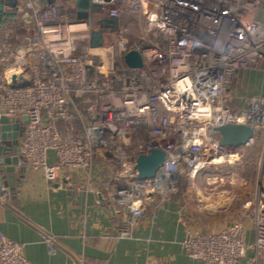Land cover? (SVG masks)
Instances as JSON below:
<instances>
[{
    "label": "built area",
    "instance_id": "1",
    "mask_svg": "<svg viewBox=\"0 0 264 264\" xmlns=\"http://www.w3.org/2000/svg\"><path fill=\"white\" fill-rule=\"evenodd\" d=\"M93 2L101 12L78 21L73 0H19L17 18L0 27V115L27 119L23 166L49 183L62 172L91 177L97 169L99 193L120 207L130 227L154 202L177 196L185 173L202 203L196 174L238 161L237 152L264 132V98L232 89L238 76L264 66L263 0ZM113 18L118 28H105L103 45L91 48L92 33ZM134 49L141 69L124 62ZM227 124H245L255 137L241 147L215 139L213 130ZM153 151L168 159L152 179L140 180L136 160ZM236 214L217 230L187 232L183 248L193 263L264 264V180ZM0 264H28L23 245L2 234Z\"/></svg>",
    "mask_w": 264,
    "mask_h": 264
},
{
    "label": "crops",
    "instance_id": "2",
    "mask_svg": "<svg viewBox=\"0 0 264 264\" xmlns=\"http://www.w3.org/2000/svg\"><path fill=\"white\" fill-rule=\"evenodd\" d=\"M258 17L264 21V1ZM242 75L264 83L262 71ZM49 157L53 160L54 154ZM23 167L14 186L6 181L0 189V234L23 245L28 264H195L183 242L189 230L202 225L188 202H154L130 227L120 207L99 193L97 169L91 177L89 171L62 172L59 181L49 183L41 171ZM246 225L251 241L252 227Z\"/></svg>",
    "mask_w": 264,
    "mask_h": 264
},
{
    "label": "rangeland",
    "instance_id": "3",
    "mask_svg": "<svg viewBox=\"0 0 264 264\" xmlns=\"http://www.w3.org/2000/svg\"><path fill=\"white\" fill-rule=\"evenodd\" d=\"M255 71L263 72L264 66ZM258 78L249 75L246 78L244 75L238 76L232 89L239 95L263 97L264 83L262 85L258 82ZM237 154L238 161L212 164L196 174L194 181L201 184L202 203L192 194L191 185L186 186V191L181 187L180 193L174 197L194 206V218L203 228H221L236 221L235 215L239 205L248 200L259 181L264 180V132L253 146L244 148L243 154L242 150ZM184 181H192L190 173H185L181 182ZM0 182L3 184V181ZM237 196L243 198L239 204L234 199Z\"/></svg>",
    "mask_w": 264,
    "mask_h": 264
},
{
    "label": "water",
    "instance_id": "4",
    "mask_svg": "<svg viewBox=\"0 0 264 264\" xmlns=\"http://www.w3.org/2000/svg\"><path fill=\"white\" fill-rule=\"evenodd\" d=\"M56 1L44 0V3L46 5H52ZM73 1L75 3L76 19L78 21H86L93 14L101 12V6L95 4L93 0ZM18 11L19 0H0V27L4 24L5 20L17 18ZM106 23H101L99 31L92 33L90 40L91 48L97 49L103 45V31L105 28H118L117 18H113ZM124 62L130 69L143 68V59L140 51L137 49L127 52L124 56ZM26 120V118L18 119L0 115V170H4L0 172L5 173H3V176L0 175V180L9 182L10 186H14L17 170L19 169L21 173L24 170L20 144L23 133L21 123ZM212 136L227 145L241 147L255 137V132L245 124H227L215 128ZM167 159V155L161 151H153L149 155H140L136 160L139 179H152ZM1 187L2 183L0 182V189Z\"/></svg>",
    "mask_w": 264,
    "mask_h": 264
},
{
    "label": "trees",
    "instance_id": "5",
    "mask_svg": "<svg viewBox=\"0 0 264 264\" xmlns=\"http://www.w3.org/2000/svg\"><path fill=\"white\" fill-rule=\"evenodd\" d=\"M16 25H17V27H18V30H19V32H20V34H22V32H23V27H24V25L21 23V22H18V23H16ZM11 25L8 27V29H11ZM10 32H8V34L6 35V37L8 36V37H13V35L12 34H10ZM187 181H184V182H182V189L183 190H185L186 191V186H187ZM188 188V187H187Z\"/></svg>",
    "mask_w": 264,
    "mask_h": 264
},
{
    "label": "bare ground",
    "instance_id": "6",
    "mask_svg": "<svg viewBox=\"0 0 264 264\" xmlns=\"http://www.w3.org/2000/svg\"><path fill=\"white\" fill-rule=\"evenodd\" d=\"M103 65H104V64H103ZM100 73H101V76H102V77L105 76V67H104V66H103V68L101 69V72H100ZM252 139H253V138H252ZM252 139H251V140H252Z\"/></svg>",
    "mask_w": 264,
    "mask_h": 264
},
{
    "label": "flooded vegetation",
    "instance_id": "7",
    "mask_svg": "<svg viewBox=\"0 0 264 264\" xmlns=\"http://www.w3.org/2000/svg\"><path fill=\"white\" fill-rule=\"evenodd\" d=\"M2 157H3V156H2ZM4 158H5V157H4ZM0 171H4V170H0ZM3 173H4V172H0L1 176H3V175L5 174V173H4V174H3Z\"/></svg>",
    "mask_w": 264,
    "mask_h": 264
}]
</instances>
